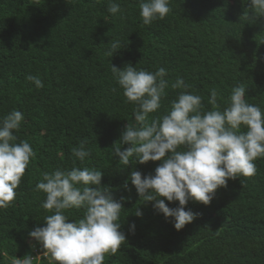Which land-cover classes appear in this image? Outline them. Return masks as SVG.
Wrapping results in <instances>:
<instances>
[{"label":"trees","instance_id":"1","mask_svg":"<svg viewBox=\"0 0 264 264\" xmlns=\"http://www.w3.org/2000/svg\"><path fill=\"white\" fill-rule=\"evenodd\" d=\"M114 2L122 16L108 12V0H0V117L21 111L25 119L14 134L36 153L16 198L0 209V264H8L5 252L17 258L41 254L28 234L44 226L50 213L40 206L45 195L33 189L44 171L70 168L74 161L103 171L101 186L125 198L120 231L126 241L104 264H264V158L255 161L254 176L229 179L208 205L190 201L186 210L199 215L176 230L153 202L140 201L129 179L132 171L154 174L161 161L131 159L125 166L112 155L115 145L122 151L130 147L120 136L135 121L134 106L110 71L111 64L153 72L163 67L170 84L182 77L189 91L202 95L206 110L212 88L226 99L243 84L248 102L264 109V16L251 12L250 0H170L163 20L144 25L139 0ZM115 38L124 46L107 57V44ZM28 75L39 76L44 87L37 89ZM167 91L149 121L180 90ZM83 140L91 156L81 164L71 149ZM66 214L72 222L81 212Z\"/></svg>","mask_w":264,"mask_h":264},{"label":"clouds","instance_id":"2","mask_svg":"<svg viewBox=\"0 0 264 264\" xmlns=\"http://www.w3.org/2000/svg\"><path fill=\"white\" fill-rule=\"evenodd\" d=\"M138 6L144 25L163 20L171 11L170 0H139ZM249 9L255 16H264V0H250ZM108 12L122 16L114 0H108ZM107 45V57L124 46L119 38ZM110 71L126 102L134 106L135 121L120 136L130 147L122 151L115 145L112 155L125 166L131 159L140 164L161 161L154 174L142 176L140 171H132L129 179L140 201L153 202V208L176 230L199 215L191 208L186 210L190 201L208 205L229 179L256 174L255 161L264 158V109L248 102L243 84L234 86L226 99L212 88L207 100L211 107L206 110L204 97L189 91L192 86L182 77L170 84L163 67L153 72L131 63L123 69L111 64ZM26 80L37 89L44 87L39 76L28 75ZM169 88L180 91L163 114L153 115L149 121L161 109ZM24 119L16 109L0 117V209L14 201L15 190L36 155L29 141L17 142L14 134ZM87 143L83 140L71 149L81 164L91 156ZM103 176V171L76 166L75 161L70 168L44 171L33 190L45 195L40 206L50 214L43 217L44 226L28 234L39 244L41 254L17 258L5 252L8 264H41L42 259L47 264H104L106 255H115L126 241L120 231L125 198L116 199L109 188L102 187ZM123 187L128 189L127 180ZM165 199L178 201L179 206L170 208ZM70 209L81 212L72 222L66 214ZM135 215L140 217L142 212L136 210ZM129 230L134 234V223Z\"/></svg>","mask_w":264,"mask_h":264},{"label":"rangeland","instance_id":"3","mask_svg":"<svg viewBox=\"0 0 264 264\" xmlns=\"http://www.w3.org/2000/svg\"><path fill=\"white\" fill-rule=\"evenodd\" d=\"M38 255H40V254H38Z\"/></svg>","mask_w":264,"mask_h":264}]
</instances>
